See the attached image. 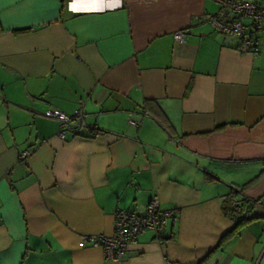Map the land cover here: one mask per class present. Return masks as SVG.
<instances>
[{"label": "crops", "instance_id": "1", "mask_svg": "<svg viewBox=\"0 0 264 264\" xmlns=\"http://www.w3.org/2000/svg\"><path fill=\"white\" fill-rule=\"evenodd\" d=\"M216 12L210 0H0V264H264V27L258 52L241 53L205 22ZM49 109L80 110L83 127L60 140ZM233 188L258 219L215 250ZM154 195L178 211L163 240L146 232L120 262L83 244Z\"/></svg>", "mask_w": 264, "mask_h": 264}, {"label": "built area", "instance_id": "2", "mask_svg": "<svg viewBox=\"0 0 264 264\" xmlns=\"http://www.w3.org/2000/svg\"><path fill=\"white\" fill-rule=\"evenodd\" d=\"M210 1L217 7V12L215 15L204 16L205 22L216 33L237 38L240 41L239 52L256 54L258 47L254 34L264 27V7L252 0ZM184 39L183 32L174 34V40L178 44L184 43ZM45 117L58 122V138L62 141L66 140L67 133L72 132L71 129L78 131L83 127L80 110L75 111L73 115H66L59 110L49 109ZM29 155V152H23L20 159L25 160ZM177 217V210L160 209L159 199L154 195L149 199L143 214L117 210L114 215L112 236H88L83 237L82 241L92 248L101 249L106 261L120 262L126 257L128 246L137 243L138 238L146 232L154 233L156 240L161 241L165 225L176 221Z\"/></svg>", "mask_w": 264, "mask_h": 264}, {"label": "trees", "instance_id": "3", "mask_svg": "<svg viewBox=\"0 0 264 264\" xmlns=\"http://www.w3.org/2000/svg\"><path fill=\"white\" fill-rule=\"evenodd\" d=\"M149 103L150 101H146L144 104V108H147ZM239 194V191L233 188L221 204L222 214L226 218H229L233 221V227L223 235V238L220 240L215 250L220 247L222 241L225 238L234 235L239 229L258 219L256 217L251 216L253 203L246 199H239Z\"/></svg>", "mask_w": 264, "mask_h": 264}, {"label": "rangeland", "instance_id": "4", "mask_svg": "<svg viewBox=\"0 0 264 264\" xmlns=\"http://www.w3.org/2000/svg\"><path fill=\"white\" fill-rule=\"evenodd\" d=\"M230 193V192H229Z\"/></svg>", "mask_w": 264, "mask_h": 264}]
</instances>
